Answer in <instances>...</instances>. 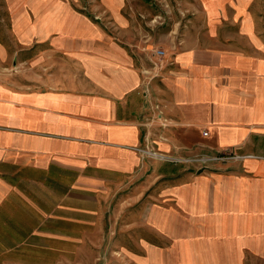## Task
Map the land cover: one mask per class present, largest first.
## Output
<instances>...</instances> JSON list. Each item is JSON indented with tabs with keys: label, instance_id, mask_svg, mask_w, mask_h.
<instances>
[{
	"label": "crops",
	"instance_id": "0c3cea01",
	"mask_svg": "<svg viewBox=\"0 0 264 264\" xmlns=\"http://www.w3.org/2000/svg\"><path fill=\"white\" fill-rule=\"evenodd\" d=\"M122 1L105 3L118 16ZM78 5H4L14 47L0 44V59L23 69L0 73V204L11 187L65 172L104 187L136 180L143 230L175 264L264 249V18L227 0L205 31L152 43L143 27L108 31ZM170 160L185 162L178 174Z\"/></svg>",
	"mask_w": 264,
	"mask_h": 264
},
{
	"label": "rangeland",
	"instance_id": "374dc122",
	"mask_svg": "<svg viewBox=\"0 0 264 264\" xmlns=\"http://www.w3.org/2000/svg\"><path fill=\"white\" fill-rule=\"evenodd\" d=\"M16 1L26 0H0V44L8 51L14 45L8 36L11 14L4 5ZM220 2L227 0H123L118 16L105 0H79L78 8L91 12L108 31H116L120 23L143 27L140 32L147 33L152 43L163 34L173 43L221 20ZM239 2L247 4L249 14L264 18V0ZM213 6H217L215 10ZM18 63L16 57L0 59V73L17 77L23 69ZM167 162L176 174L185 165ZM64 174L63 183H55L52 176L47 185L9 188L0 204V264H175V258L164 252L165 244L143 230L135 209L146 196L135 186L136 180L104 187L99 182L75 183L73 174ZM239 256L235 264H264V249H246Z\"/></svg>",
	"mask_w": 264,
	"mask_h": 264
},
{
	"label": "built area",
	"instance_id": "2783aa9c",
	"mask_svg": "<svg viewBox=\"0 0 264 264\" xmlns=\"http://www.w3.org/2000/svg\"><path fill=\"white\" fill-rule=\"evenodd\" d=\"M154 54L158 55V56H164V52L162 50H154ZM229 157H234V156H230V154H226V155H222V156H216V157H211V158H208V157H197L196 159H194V161H199V162H202V163H206V162H209L211 160H224L226 158H229Z\"/></svg>",
	"mask_w": 264,
	"mask_h": 264
}]
</instances>
